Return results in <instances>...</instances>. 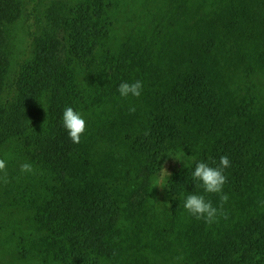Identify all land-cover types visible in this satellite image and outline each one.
<instances>
[{"label": "trees", "instance_id": "16d2710c", "mask_svg": "<svg viewBox=\"0 0 264 264\" xmlns=\"http://www.w3.org/2000/svg\"><path fill=\"white\" fill-rule=\"evenodd\" d=\"M177 1L169 25L153 31L148 19L142 25L134 23L130 4L123 0H80L63 18L35 9L39 26L33 33L29 57L18 65L11 98L0 105V148L18 140L15 161L31 163L34 173L13 176L4 191L0 189V196L11 195L17 209L14 214L24 213L30 227L21 234L16 248H25L40 264H97L113 253L109 238L134 213H130L129 203L119 200L123 190H111L109 183L125 188V166L136 163L134 169H140L139 159L146 161L142 169L146 175L153 174L165 157L162 146L184 139L179 127L181 104L191 103L193 96L200 104L215 102L216 90L206 85L212 68L228 66L235 72L230 75L245 73L250 77L247 91L256 99L264 94V62H257L264 61V0ZM25 2L0 0V95L6 90L11 69L5 48L6 23L21 17ZM121 12L134 23L126 34L120 33V26L126 24L119 17ZM233 25L253 35L248 46L251 52L243 53L239 44L249 39H242ZM79 54L86 58V83L70 75L77 69L71 68L72 59ZM236 55L243 62L241 68L229 63ZM251 58L256 61L245 68L244 61ZM137 80L143 84L141 95L121 97L119 85ZM144 103L158 105V114L140 130L138 112L121 113L119 131L127 132L126 150L120 154V162H115L108 149L110 138H98L95 133L100 130L92 129L97 125L91 124L89 112L96 104ZM66 107L81 113L87 122L78 144L63 127ZM212 135L211 130H199L190 146L196 150L197 162L212 167L219 166L221 156H228L231 166L224 170L227 183L223 192L229 199L223 206L236 201L242 210L235 214L242 217L229 234L214 228L216 233L210 230L204 241L185 249L189 256L182 264H264V166L258 155L235 157L232 145L237 152L236 143L221 137L215 141ZM196 163L187 171L175 172L167 182L173 222L184 220L185 197L203 188L191 176ZM131 171L126 174L130 176ZM206 194V200L219 208V195Z\"/></svg>", "mask_w": 264, "mask_h": 264}, {"label": "rangeland", "instance_id": "374dc122", "mask_svg": "<svg viewBox=\"0 0 264 264\" xmlns=\"http://www.w3.org/2000/svg\"><path fill=\"white\" fill-rule=\"evenodd\" d=\"M26 1L22 3L21 17L14 22L6 23L8 41L5 48L11 69L7 78L6 90L0 95V105L11 98L18 65L29 57L33 33L39 26L34 17L37 12L35 9L49 10L53 13L54 18H63L64 12L80 0H43L39 3H42L41 6L37 4L38 0ZM124 2L130 4L128 11L135 21L134 23L139 22L142 25L148 19V22L152 23V31L156 27L161 28L166 24L169 25L167 21L178 3L177 0H123ZM119 17L126 21V24L120 26V33L126 34L134 23L126 19L122 12ZM141 28L146 30L143 26ZM231 28L237 29L242 39H249L246 44L243 40L244 45L241 43L239 45L243 48V53L251 52L248 46L254 40L253 35L246 34L242 26L233 25ZM148 37H150V33ZM68 48L71 51V48ZM227 48L228 46L223 47L221 51L225 52L228 50ZM236 56L230 58L229 63L234 68H241L243 62L239 61L238 55ZM255 59L251 58L247 62L245 60L244 67L246 68L247 64ZM85 65L86 58L83 55L79 54L73 57L71 68L75 66L77 69H73L71 77L86 83L89 77L83 71L86 68ZM234 73V70L228 66H218L210 70L206 77V85L212 90H216L217 97L214 103L200 104L198 97L193 96V100L190 99L191 103L181 104L179 127L184 139L168 141L162 146V156L165 154V157L154 168L155 171L152 175L147 176L142 170L146 166V161L139 157L137 160L140 161V169H134L133 166L136 163L125 166L123 173L126 179L123 180V184H126L125 188L121 187L120 183L119 185L116 182L109 183L111 190H116V192H119L120 189L123 190L119 200L129 203V209L133 210L130 213H134V215L133 217L129 215L128 219L119 223L118 230L114 236L109 238V246L113 253L100 258L97 264H182L184 258L189 256L185 249L191 250L195 242L204 241L206 235H210V230L219 228L222 232L225 231L226 234H229L230 228L238 224L242 216L235 213L241 212L242 207L234 200L230 201L227 206H223L226 218L225 215H218L216 221L211 224L206 223L204 219H196L185 208L183 210L186 214L184 220L173 222L171 219L172 197L167 193L166 187L168 180L175 172L187 171L198 161L196 150L190 145L195 142L193 138L199 130H211L215 141L218 140V137L229 138L236 143L238 149L236 152L232 145V153L235 157L243 155L251 159L258 155V159L264 166V94L260 89H257V93L260 92L261 95L256 99L252 91H247L246 83L250 82V77L244 76L245 73L230 75ZM225 84L229 85L228 89ZM157 106L145 103L120 104V106L118 104H96V109L89 112L91 124L97 125L92 129L100 130L95 133L98 138L100 136L110 138L108 149L115 156V162H120V157L125 154L126 150L127 132L119 131L121 129L120 120L123 116L121 113L129 115L133 113L129 109L135 107V112L139 114L137 119L140 122V129L158 114ZM99 127L100 129H98ZM214 132H218L219 136ZM19 149L20 142L16 139L0 148V159H4L7 165V181L18 174L22 175L21 164L15 161L18 159ZM165 162L167 163L165 164ZM161 166L166 167L171 174L169 177L162 175ZM128 170H132L130 176L126 174ZM2 177H4V173L0 172V189L2 188L4 191L5 182ZM198 182L202 187L201 182ZM155 185L164 187H153ZM262 187L263 184L258 185L259 190ZM225 188L224 186L223 190ZM197 195H203L205 199L209 196L203 188ZM217 205L213 206L217 207ZM16 210L11 195L0 196V264H40L36 256H29L25 252V248H16L21 234L30 230L25 214L16 215L14 214ZM213 232L211 231L212 234H214Z\"/></svg>", "mask_w": 264, "mask_h": 264}, {"label": "clouds", "instance_id": "9594fccd", "mask_svg": "<svg viewBox=\"0 0 264 264\" xmlns=\"http://www.w3.org/2000/svg\"><path fill=\"white\" fill-rule=\"evenodd\" d=\"M142 89V82L137 80L132 83L122 82L117 90L121 97H128L131 95L138 98L141 95ZM44 110L46 112V109ZM135 110V107L129 109V111L133 113ZM62 119L63 127L67 130L72 142L76 144L80 143L81 136H83L87 130V122L81 113L75 111L72 107H66L63 111ZM145 135H147V133H145ZM176 159L180 160L178 158ZM166 163L167 162H165V164ZM230 166V160L226 155L220 157L218 167H211L208 163L203 161L196 163L195 168L191 172L192 178L201 182L206 193L218 194L221 202L220 207L217 208L213 206L210 200H206L203 195L188 194L184 199L183 207L196 219H204L206 223L211 224L216 221L218 215H225L226 218V214L223 212V204L228 201L229 197L223 192L224 185L227 183L224 170ZM6 167V161L0 159V172L4 173L2 179L5 183L8 182ZM20 170L23 173H34L32 164L28 162L21 164ZM160 170L162 175L167 177L171 175L164 166H161ZM156 186L161 188L164 187L161 185H155L153 187ZM168 206L171 207V205Z\"/></svg>", "mask_w": 264, "mask_h": 264}]
</instances>
